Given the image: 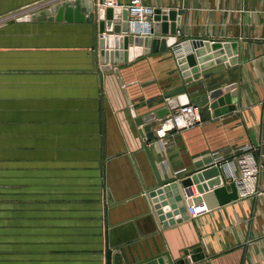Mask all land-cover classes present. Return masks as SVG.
Segmentation results:
<instances>
[{"label": "crops", "instance_id": "1", "mask_svg": "<svg viewBox=\"0 0 264 264\" xmlns=\"http://www.w3.org/2000/svg\"><path fill=\"white\" fill-rule=\"evenodd\" d=\"M65 1L0 0V264H123L129 248L148 250L146 240L175 262L264 264V167L256 193L216 208L194 205L207 210L163 228L147 197L156 177L138 122L183 85L178 59L214 53L207 40L228 42L224 55L237 62L201 70L186 92L235 86V109L212 112L149 147L164 178L218 164L227 184L243 149L258 156L264 0H143L177 14L176 34H161L173 43L136 56L139 43V52L111 68L100 56L107 32L97 23L41 14ZM121 2L126 8L130 0ZM192 187V198L200 196ZM198 247L205 258L195 263L190 252Z\"/></svg>", "mask_w": 264, "mask_h": 264}, {"label": "water", "instance_id": "2", "mask_svg": "<svg viewBox=\"0 0 264 264\" xmlns=\"http://www.w3.org/2000/svg\"><path fill=\"white\" fill-rule=\"evenodd\" d=\"M83 8L89 13V16L81 12ZM41 14H44V18L50 19L97 23L100 33L107 32V35L101 37L99 41L100 56L107 68H111V64L115 62L126 63L129 60V52H139L142 45H144L142 53L139 52L136 56L158 53L161 44L169 41L173 43V37L162 38L161 34L172 33L175 35L179 29L178 23L175 22L177 14L174 11L165 12L162 9H156L153 27L148 34H140L138 32L139 25H133L130 22L129 8H98L93 0H67L61 4H54ZM169 22H172L171 28L168 27ZM139 43L142 44L139 46ZM209 43L210 41H205V48L209 49L211 47L214 53L201 54L199 52L198 55L192 53L188 57L178 59L183 85L165 93V97L168 99L165 107L138 119V122L143 124L144 139L148 143L146 150L150 156L156 177V183L148 190L147 197L163 228L190 219L189 208L191 206L205 202L209 208H216L239 199L235 182L226 183L223 176H221L218 164L209 165L186 177L180 178V176L173 175L164 178L149 147V144L158 141L155 134L157 119L164 117L171 110L180 106L192 103L201 109L202 115L207 119L211 118L212 112L215 115H220L235 109L233 101V97L237 95L234 89L235 86L216 89L195 97H190L186 92V84L198 79L201 70L216 63L228 61L227 64H230L237 62V57L233 56L227 59L224 55L225 48L228 53L230 52V43H221V41H212L211 45ZM232 44L236 49V44ZM133 45L135 47H132ZM193 185H196L200 196L192 198L194 196ZM214 197L216 198L215 201ZM154 243L155 249L149 240H146L148 250L141 245L139 250L135 248V254L129 248L131 257H128V261L123 264H167L165 257L168 264H190L188 257L176 262L173 261L168 252H163L156 241ZM202 250V247H198L190 252L193 262H200L205 258V252Z\"/></svg>", "mask_w": 264, "mask_h": 264}, {"label": "built area", "instance_id": "3", "mask_svg": "<svg viewBox=\"0 0 264 264\" xmlns=\"http://www.w3.org/2000/svg\"><path fill=\"white\" fill-rule=\"evenodd\" d=\"M52 3V2H51ZM130 10V22L138 24L140 33H149V30L154 24L155 8L144 4L143 0H130L126 5ZM97 7H125L121 0H98ZM157 128L155 130L156 137L159 141H163L169 133L185 128L193 127L203 121V115L201 109L192 103L180 106L174 110H171L164 117L159 118ZM251 147L243 149L239 158L240 169L236 171L234 168L229 169L227 178L231 182H235L239 198L246 197L248 195L257 192V183L261 174V169L264 167V147L259 151V155L253 154ZM247 152V153H246ZM257 157L259 159H257ZM228 162L227 160H220L219 162ZM229 163V162H228ZM226 164V163H225ZM207 210L206 205L199 207L191 206L189 208V215L195 217Z\"/></svg>", "mask_w": 264, "mask_h": 264}]
</instances>
